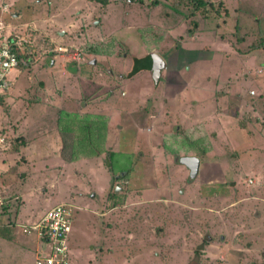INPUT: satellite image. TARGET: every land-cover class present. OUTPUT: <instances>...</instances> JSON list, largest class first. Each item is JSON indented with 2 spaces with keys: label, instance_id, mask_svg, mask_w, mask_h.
<instances>
[{
  "label": "rangeland",
  "instance_id": "rangeland-1",
  "mask_svg": "<svg viewBox=\"0 0 264 264\" xmlns=\"http://www.w3.org/2000/svg\"><path fill=\"white\" fill-rule=\"evenodd\" d=\"M206 1H221L214 19L191 14L187 0H0L3 31L8 23L26 41L0 93V264H31L35 240L19 227L59 203L74 206L70 264H264V49L254 48L264 42V0ZM142 53L167 72L126 76ZM90 55L97 63L86 67ZM167 74L197 93L199 116L183 121L182 98L164 100ZM81 76L104 85V113L116 95L143 108L63 174L51 147L56 124L83 135L79 108L95 98ZM148 96L169 110L159 135L144 129ZM176 126L192 140L172 135ZM39 149L43 157L31 156ZM185 154L198 157L193 177L175 160Z\"/></svg>",
  "mask_w": 264,
  "mask_h": 264
},
{
  "label": "crops",
  "instance_id": "crops-1",
  "mask_svg": "<svg viewBox=\"0 0 264 264\" xmlns=\"http://www.w3.org/2000/svg\"><path fill=\"white\" fill-rule=\"evenodd\" d=\"M2 10L3 11L6 10L5 6H4V8H2ZM15 14L18 15L17 12ZM0 24L3 25V22L2 23L0 22ZM4 24L7 26V29L14 30V28L10 24H8V23H4ZM61 34H62V31H60V35ZM177 50H180L182 52V58L185 57L186 52H189V53L195 52L194 56L192 58H190V60H188V61H193V59H197L198 58L196 56V53H198L197 51H194V50H191V49H189V50L187 49L186 50V49H183V48H178ZM179 52H177V56L178 57L175 59V61H177V59H179V56H180ZM144 53L140 54V56L143 57ZM199 53H200V51H199ZM200 57H201V55H199V58ZM161 60L164 63V66H163L162 69H165L166 72H167L168 65H166V63H165V61L163 59H161ZM96 63L97 62H96V60L94 58V55H90V57L86 60L85 65H86V67H91V66L93 67ZM180 63H181V60H180ZM50 64H51V62H50ZM131 65H132V63H131ZM179 65L180 64L173 65L172 69H174V71H177L176 67L179 66ZM63 66L65 67V65H63ZM170 67L171 66L169 65V68ZM162 69H160V70H162ZM141 71H144V70H139V71L135 72L130 78L134 79L136 75L141 73ZM61 74L62 75L68 74V72H66L65 68H64L61 71ZM122 76H124V74ZM166 77H167V81L164 82V84H162V97L164 98V100H165V98H168V99H170L169 104H174V102H176L179 97L182 98L180 100L181 103L179 104V107L177 109V113H178L179 117L182 118L183 121L186 118L189 117V113H191V116H199L200 115L199 108L198 107L194 108V103L191 104V101L195 102V98H196L197 93H187V92H185L186 82L184 81V79H182V78L181 79L168 78V74L166 75ZM126 78H129V77H126ZM80 79L81 80L83 79L86 82V84H85L86 90L89 91L90 88L93 89V90H96L93 93V97L95 96V98H92L89 101L88 100L83 101L81 103L80 108H79L80 112H78V114L86 117V120H85V124L86 125H89L88 123H91V122H89L90 120L95 121L97 124L98 123L100 124V126L96 128L97 131L89 128V131H90V135L89 136H95L96 135L98 137V140L100 141V143L104 142L105 140H110V139H112L111 141H114L115 140V135H116V129L120 130V127L124 126V125H125L124 127L126 128L129 125L131 119L134 120L133 117H136L135 116L136 111L137 110L141 111V109L143 108L142 105L141 104H137V100H134L136 102H133V101H129V102L128 101H126V102L125 101H121V100L118 99V95H116L114 100L109 102L110 106L107 107V109H109V112L108 113H104L103 112V108H104L103 107V102L105 101L104 100V95H103L104 94L103 93L104 85H102L101 82L97 81V82H93L91 84V87H90L89 84H88V80L89 79L87 78V76H85V78H84V76H81ZM125 92L126 91H123L122 94L126 95ZM137 92L133 93V96H136ZM212 95H214V94H212ZM212 95H211V98H212ZM151 99L152 98L148 96V97H145L144 100H143V101L146 102L147 111H148L147 112L148 116L145 115L144 120L149 122V119H151V121L148 123V126H145L144 129L148 133L156 130L157 131V135H159L158 134L159 131L157 129V127H158L157 123L159 122L158 120L160 118H162V117L167 116L168 114H166V113H169V110H167L166 107H165L167 105V103H166V105H161V104L156 103V105L153 106V103L151 102ZM214 103L216 104V100L214 101ZM125 104H128L127 107H126L127 109L125 108ZM61 110H64L66 114H68L67 112H69V110L66 109V108L61 109ZM130 113H134V114H131L132 116L127 115V114H130ZM108 114H109V116H108V120L109 121L108 122L106 121V124H105V123H103L102 120H106V117H107ZM126 116L129 117V120H125ZM57 120H59V119H57ZM63 124H66V123H63ZM56 126H57L58 131H59L60 130V123H59V125L57 123ZM56 126H55V128H56ZM186 126H190V124H187ZM193 126L198 127L199 124L197 123V124H194ZM57 128H56V131H57ZM176 130H177L176 133H171V134L172 135L176 134V135L179 136V138H181L183 136L186 140H188V142H190L192 140V139L189 140L187 138V136L185 137L184 134L181 131L179 132L177 126H176ZM164 135H166V134H164ZM35 142H36V140H35ZM61 144H62L61 135L58 133L56 138L53 139V143H52V146H51L53 152H55L53 158L56 159V162H54V164L57 166L56 167L57 171H59L60 173L66 174L67 171H68V167L67 166L70 165V164L74 165V162H76V161L75 160L74 161L73 160H71V161L65 160V159L62 158L61 155L63 154L65 157L70 155V157H73L76 154L73 155V154H67V153L63 152V150H61ZM42 152H43V150L39 149V150L35 151V153L33 155H31V156L38 155L40 157L41 156L43 157ZM25 154H28L30 156L29 152H27ZM85 155L86 154H78L77 155V157H78L77 161L79 162L81 160L80 162H82L83 160L90 158V157H87ZM185 155H188V154H185ZM68 178H70V177H68ZM73 212H74V206H73ZM33 255H34V253H33ZM32 260H33V256H32ZM32 260H31V264H32ZM71 264H72V262H71Z\"/></svg>",
  "mask_w": 264,
  "mask_h": 264
},
{
  "label": "built area",
  "instance_id": "built-area-1",
  "mask_svg": "<svg viewBox=\"0 0 264 264\" xmlns=\"http://www.w3.org/2000/svg\"><path fill=\"white\" fill-rule=\"evenodd\" d=\"M3 29L4 26L0 24V93L2 94L11 84L7 74L16 69L21 62L19 53L23 52L26 45L23 35L15 30L3 31ZM75 56L79 58L77 53ZM1 143L3 137H0ZM2 192L0 183V209L3 204ZM72 214V205L59 203L47 208L35 221L20 225L21 232L27 236L31 235L35 240L36 248L32 264H70L67 238L71 229Z\"/></svg>",
  "mask_w": 264,
  "mask_h": 264
},
{
  "label": "trees",
  "instance_id": "trees-1",
  "mask_svg": "<svg viewBox=\"0 0 264 264\" xmlns=\"http://www.w3.org/2000/svg\"><path fill=\"white\" fill-rule=\"evenodd\" d=\"M187 2L191 5V8H192L191 14H193L194 12L195 13L198 12L202 18H206V19H212V18L214 19L218 13V10L216 7L221 5V1H218L217 3H211L206 0H187ZM255 47H261L262 49H264V42H260L256 44L254 48ZM174 49L176 48L174 47ZM24 55H25V52L19 53V57L21 59L23 58ZM145 67L151 70L150 55H147V56L144 55L141 59H138V60L133 58L131 69L129 70V72L126 73L127 74L126 76H131L135 72L142 70ZM89 122H91V123H88L89 125L85 124L88 129L84 130L85 132L83 135H82V132L80 134L81 127L78 128L77 131L79 132V134H77L76 137L71 136V131L73 129L68 123L63 124L60 127L61 130L59 131H60L61 140H62L61 150H63V152L67 154H73V155H75L77 152H83L84 154H87L92 151L93 153H97L99 149L98 148L99 140L96 135L89 136L90 135L89 128L96 130V128L99 127L100 124L99 123L97 124L95 121H92V120H90ZM79 142H86V143H83L79 146ZM197 153H198L197 155L199 156L204 155L202 150L198 151ZM111 155H112V151H108L107 157L109 158ZM61 156L63 159L68 160V161H71L74 158H77V155L73 157H70V155L65 157L62 154ZM224 183L227 184V181L220 183L218 186L223 187ZM117 194L118 193L115 192V188H112L110 194L107 195L111 199V202H110L111 207L118 204V201L116 200Z\"/></svg>",
  "mask_w": 264,
  "mask_h": 264
},
{
  "label": "water",
  "instance_id": "water-1",
  "mask_svg": "<svg viewBox=\"0 0 264 264\" xmlns=\"http://www.w3.org/2000/svg\"><path fill=\"white\" fill-rule=\"evenodd\" d=\"M163 66H164V63L161 60V58L156 54H152L151 55V71H152V75L154 79L157 78L159 71L160 69L163 68ZM175 160L179 164H182L188 170L189 177H193L196 174L198 170V166H199L198 157L194 155H182L176 158Z\"/></svg>",
  "mask_w": 264,
  "mask_h": 264
}]
</instances>
